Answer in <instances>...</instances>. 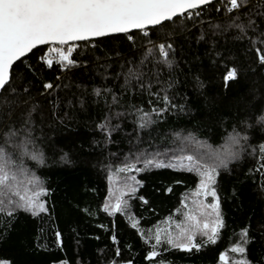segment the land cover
Here are the masks:
<instances>
[{
    "label": "trees",
    "instance_id": "trees-1",
    "mask_svg": "<svg viewBox=\"0 0 264 264\" xmlns=\"http://www.w3.org/2000/svg\"><path fill=\"white\" fill-rule=\"evenodd\" d=\"M218 18L219 14L212 12L211 8L206 9L203 16L205 21L213 23ZM184 24L192 28L191 21H177V25ZM177 25L171 26L176 28L177 47L184 45L187 52L184 36ZM204 27L207 28V24ZM199 28L197 21V26L192 28L193 34ZM134 36L136 44L131 48V42L123 36L79 44L73 54L78 66L67 74L64 83L68 86L60 93L65 104L69 99L73 104L70 108L61 104L56 109L58 116L55 118L49 113L51 105L48 100L39 97L29 99L28 94L22 91L23 82L20 80L13 81L17 92L8 96L9 104L4 102L5 94L0 93V128L9 121L10 112L11 119L19 122L21 114L26 113L32 104L39 102L43 106V115L39 111L34 113L35 145L30 144L29 151L34 148L43 151L46 163L27 160V155L23 158L24 153L6 145L2 139L0 149H5L17 163L22 161L25 164L26 161L28 170L39 177L48 190L42 199L49 210L39 217L18 211L12 219L0 213V259H8L11 264H61L62 261L67 264H109L120 259L114 256L115 246L110 239L114 231L124 259L132 258L134 264H148L142 259L148 245L131 228L128 216L116 214L110 217L102 210L105 200L112 199L109 175L124 178L126 174L117 172L116 168L126 159L130 160L132 153L143 149L151 152L157 148L175 152L182 145L181 140L189 138L190 134L200 142L197 145L217 149L235 129L246 138L250 150L229 165L230 172L222 170L217 177L221 211L227 228L222 230L215 245L192 253L161 250L158 259L163 258L164 264H220L219 254L225 252L231 261L235 254L228 249L235 240V232L251 221L256 242L250 247L249 256L253 260H264V197L259 194L261 177L254 171L258 164L264 163V152L261 151L264 146V127L261 125L264 116V68L258 67L254 51H245L247 42L241 44L227 36L218 37L219 47L228 57L224 63L228 66L236 64L241 69L236 82L230 83L225 90L222 69L211 66L207 59L193 63L191 71H198L204 82L203 95L194 94L190 87L184 89L189 97L186 111H170L156 123L139 130L134 123L135 116L113 119V125L119 124L120 127L112 131L110 139L105 142L96 125L107 109L104 99L92 94L93 88L106 85L120 94L119 84L123 79L116 81L113 75L120 70L119 65L125 59H132V53L147 43L141 34L134 33ZM257 46L264 48V45ZM197 49L202 57L205 45H193V52ZM47 75L51 77L52 74ZM180 79L190 80L191 75H181ZM106 99L111 103V95ZM144 107L147 108L146 102ZM65 154H68L71 164L66 165L61 160ZM136 178L143 182L137 194L144 195L149 204L143 205L139 200L130 203L133 216L139 219V227L145 235L149 229L153 231L169 220L167 218L172 220L183 212L180 201L195 190L199 179L194 172L168 168L145 170L136 174ZM21 180L26 184L24 177ZM167 188L171 191H166ZM177 209L181 211L177 212ZM98 224L105 225L107 230L97 227ZM54 230L62 233V249L53 242ZM37 243L46 245V250L37 248Z\"/></svg>",
    "mask_w": 264,
    "mask_h": 264
},
{
    "label": "snow or ice",
    "instance_id": "snow-or-ice-1",
    "mask_svg": "<svg viewBox=\"0 0 264 264\" xmlns=\"http://www.w3.org/2000/svg\"><path fill=\"white\" fill-rule=\"evenodd\" d=\"M208 8L219 14L217 22L203 19ZM181 19L191 21L192 28L197 26L198 21L200 28L197 33L193 34L187 24L177 25ZM172 25L180 28L187 52L184 45L177 47L176 28ZM134 33L141 34L147 43L132 53V59H125L119 65L120 70L113 75L116 81L123 79V83L119 84L120 94L117 95L106 85L93 88L92 94L104 99L107 109L96 125L103 133L105 142L110 139L112 131L120 127L119 124L113 125V119L135 116L134 123L139 130L156 123L170 111H186L189 97L184 89L190 87L194 94L203 95L204 82L198 71H191L193 63L207 59L211 66L222 69L225 90L230 83L236 82L241 69L236 64L228 66L224 63L228 57L220 49L218 37L227 36L241 44L247 42L245 51H254L258 67L264 68V48L257 46L264 45V0H0V92L5 94V104L10 103L8 96L17 92L13 81L20 80L23 82V93L33 100L36 97L47 99L51 105L50 115L57 117L56 109L65 104L60 95L68 86L64 81L79 63L73 54L80 42L87 44L102 38L123 36L131 42V48L136 44ZM201 44L205 45L202 57L198 49L193 52V45ZM48 73L52 74L51 77ZM189 74L190 80L180 79L181 75ZM109 95L112 97L111 103L106 99ZM145 102L147 108L144 107ZM80 103L83 106V100ZM72 104L69 99L65 106L70 108ZM117 107L121 110L114 111ZM42 109L39 102L32 104L26 113L21 114L19 122L11 119L10 112L9 121L0 128V139L6 145L22 151L39 164L46 163L45 153L36 148L29 151V145H35L34 113L39 111L43 115ZM261 125L264 127V119ZM245 139L233 129L227 137L226 148L215 150L208 146L195 157L177 155L159 148L151 152L143 149L132 153L130 160L126 159L117 165L116 171L126 174L120 185L121 193L113 200H105L103 212L110 217L116 214L128 216L131 228L148 245L142 257L148 264H164L163 258L158 259L161 250L192 253L199 252L205 246L215 245L222 230L228 226L221 211L217 177L222 170L230 172L229 165L241 159L245 151ZM189 142L200 144L191 134ZM49 148L55 151L52 145ZM261 151L264 152V146ZM61 160L66 165L72 163L68 154L61 156ZM164 168L196 174L199 179L192 192L194 208L184 212L180 222L173 221L175 230L162 233L156 229L153 233L149 229L145 235L139 227V219L133 216L130 203L139 200L143 205L149 204L144 195L137 194L143 182L136 178V174ZM254 171L261 177L259 194L264 197V163L258 164ZM21 177H27L28 184L34 186L33 191L25 194ZM47 191L39 177L28 173L5 149H0V213L9 219L14 218L18 211L32 217L46 214L49 210L42 195H46ZM166 191H171V188ZM180 203L184 208H189L184 199ZM87 211L91 212L90 209ZM180 211L177 209V212ZM167 219L171 220V217ZM97 227L106 229L103 224ZM53 236L55 245L62 249V233L54 230ZM110 239L115 246L114 256L120 259L112 260L109 264H134V259H124L121 255L114 231ZM255 242L249 221L235 232V240L228 249L235 254V258L229 261L226 253L220 252V264H264V260H253L249 256V249ZM36 247L46 250V245L37 243ZM0 264L11 262L0 259ZM61 264L67 262L62 261Z\"/></svg>",
    "mask_w": 264,
    "mask_h": 264
},
{
    "label": "rangeland",
    "instance_id": "rangeland-1",
    "mask_svg": "<svg viewBox=\"0 0 264 264\" xmlns=\"http://www.w3.org/2000/svg\"><path fill=\"white\" fill-rule=\"evenodd\" d=\"M262 119H264V116ZM181 141H182V145L175 149V153L177 155H183V156L193 155L195 157L199 154V152L206 150L208 147L206 145L193 144V143L189 142V138H183ZM243 143L245 145V151H244V153H242V156H243V154H245V152L250 150L249 147L247 146L245 140L243 141ZM226 147H227V144L225 142L222 146H220L219 148H217L215 150H221V149H224ZM181 149H183V151H181ZM21 154H23L22 151H21ZM24 156H25V154L22 157L24 158ZM26 159L30 160V161H34V160H31L28 156L26 157ZM15 162L17 163L16 160H15ZM23 163H22V161H20L17 164L21 165L28 173L32 174V172L30 170H28V168L26 166V161H25V164H23ZM21 179H22V177H21ZM24 179H25L26 184H23V191L25 192V194H27V193L33 191L34 188L28 184L27 177H24ZM122 180H123V178H120V176L111 177V179H110V190H111V194H112V199H109V200H113L115 197L120 195V193H121L120 185H121ZM193 199H194V197L192 196V193L187 195L184 200H185V203H187L189 205V208L188 209L183 208V212L177 214L176 218L163 222L161 225L156 227L152 232L155 233L156 229H160L162 233L165 230H175L176 224L173 223V221L180 222L184 218L183 213L188 211L189 209L194 208V205L192 204ZM208 199L210 200V198H208ZM197 238H199V237H197Z\"/></svg>",
    "mask_w": 264,
    "mask_h": 264
},
{
    "label": "water",
    "instance_id": "water-1",
    "mask_svg": "<svg viewBox=\"0 0 264 264\" xmlns=\"http://www.w3.org/2000/svg\"><path fill=\"white\" fill-rule=\"evenodd\" d=\"M80 43H83V42H80ZM1 93V92H0Z\"/></svg>",
    "mask_w": 264,
    "mask_h": 264
}]
</instances>
